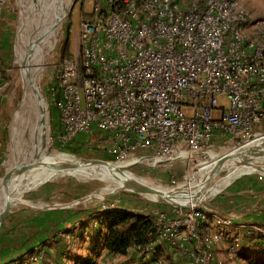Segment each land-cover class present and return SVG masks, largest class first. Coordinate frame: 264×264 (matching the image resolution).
Masks as SVG:
<instances>
[{
  "label": "built area",
  "instance_id": "1",
  "mask_svg": "<svg viewBox=\"0 0 264 264\" xmlns=\"http://www.w3.org/2000/svg\"><path fill=\"white\" fill-rule=\"evenodd\" d=\"M83 15L73 50L42 93L59 124L55 147L79 144L113 161L178 171L251 143L264 123V14L237 0H95ZM200 198L135 212L151 222L147 242L109 256L126 264H238L232 230L264 241V223L238 224ZM45 254L35 248L24 259L37 263Z\"/></svg>",
  "mask_w": 264,
  "mask_h": 264
},
{
  "label": "rangeland",
  "instance_id": "2",
  "mask_svg": "<svg viewBox=\"0 0 264 264\" xmlns=\"http://www.w3.org/2000/svg\"><path fill=\"white\" fill-rule=\"evenodd\" d=\"M27 1L28 0H6L5 6L2 7V10L6 9L8 11L7 24L10 30L8 32V41L5 42L7 44V46H5V48L7 49V55L0 58V69L2 70L0 93L5 95L2 99L3 102H0V125H4L5 131H3L2 127L3 133L1 137H4L5 146L3 147H5V149H8L6 160L8 161L9 167L11 166V169H13V166H15L18 162H21L20 164H22L24 162V159L26 158V160L34 158V153L37 150L36 148L32 149V145H34L33 137L35 136V130H37L38 128L37 122L40 115L39 107L36 103L32 88L29 85L27 73L26 80L23 79L21 68L17 61L18 53L16 50L19 32L21 34L20 38H22L25 42L28 41L31 34L30 28H28V31H26L25 33L22 32L21 28V23L23 22V19L25 17L26 10L31 11L32 9V6L30 4H27ZM237 1L244 8L249 9L255 14H264V0ZM67 4L68 8L64 17V22L61 26L55 44L51 46V41L54 40V37L43 44V67L40 70H37L35 66L32 67V78L38 90H41V92L44 94V97L47 96V88L50 80L58 71V64L62 61L59 53V48L62 41L66 39L69 40L68 46L70 53L73 50L75 37L79 30L80 16L83 15V13L93 12L95 0H67ZM83 16L86 17L85 15ZM33 64L35 65L36 63L34 62ZM219 103L222 107H227L226 99L221 98ZM45 106L47 107H45L47 109V123L44 132L45 137L48 140V147L44 150H40L39 152V158L42 160L56 161V159L59 157H65L60 161L72 162L76 160L91 158L109 161L120 167L124 173H129L135 176L136 180L143 182L144 184L152 188L162 191L168 190L170 188L180 187L186 189L188 187L196 185L197 180L201 176H203V170L205 166L203 164H200L194 168L186 169V167H184L182 170L173 171L162 168L156 164L143 162L134 163L130 161H112L104 157L103 155L101 156V154H91L92 151L87 150L86 147L76 148V151L71 152L64 150V147L57 148L53 145L54 143L52 144V141L53 130L56 129L59 125L58 120L53 114L52 110L49 109L47 101ZM257 137L259 139L255 143L251 142V144L249 143L250 145L247 144L249 145L247 147V150L250 153V157L247 159H250L255 164L264 166V158L260 157L261 154L251 150L262 149L264 151V123L260 124L257 127L255 137H252L251 140ZM215 153H219V150H215ZM140 156L141 154L137 153L133 155L132 158L138 159ZM220 156H223V153H221ZM216 158L218 157H214L211 162H213ZM11 169H9L6 173H8ZM231 170V167H221L217 171V173L209 181L208 187L205 186V188L207 187V194L202 195V191L199 194V197H205L202 202L216 209L217 211L220 210L219 212H227L228 215H230V213L232 214L237 209L239 211H243V208L246 207L248 199L249 201H251L250 208L248 209L249 214L246 213L248 210L247 208H245V215L241 216V214H239V217L244 218L245 216L251 215L252 218V215L254 216L255 214L256 216H263L262 211H264V175L259 171L246 172L244 168H239L230 175L232 180L229 182H225L224 180L228 176V174H230ZM46 171L47 170L41 167L31 169L19 182L16 183L15 187H17L18 189H24L23 187H27L29 183H37V181L39 182L40 180L42 181L44 174H46ZM18 172L19 168L15 170V172H13V175L10 176L8 182H11L14 178V175ZM190 172L193 173V176L190 175ZM53 179H56L54 184L58 185L57 191H54L53 193L58 192L60 194V197H58L57 199L61 200L62 207H76L79 208L80 211L86 212L83 216H81V218H79L78 222H88L87 227L90 226V228L87 229V233L83 234L84 236H82L77 230L71 231L68 229H61L56 231L53 236L47 237V241H45L44 245H36L33 248L30 247L31 245L27 246L24 254L31 252L35 248L44 250L46 254L44 257L39 259L37 263L31 262L28 257L22 260V264H25L26 262L29 264H56V262H59L60 264H77L72 261L73 253L74 258L80 257L78 255H83L82 258L90 256L88 255V253L90 251V248H92V238L99 235L98 241L99 244L102 245L103 239L106 235L107 228L105 227L106 229L102 230V228L97 226V224H95V222L92 220V217H94V215H91V212L95 211V209L99 212L104 211L103 205L105 207L108 205H114L117 207V209L137 212L146 208H150V206L152 205L155 206L157 204H162L156 202V199L150 195L139 194L134 191L125 190L123 188L120 189L117 181L111 178L102 177V175L99 173H92L89 171H75L55 176ZM217 184H219L220 190H218L217 192L209 191L211 187H217ZM27 197L23 195L19 196L18 194H16L14 198L19 199L13 202L10 208L15 204H25V201H27L29 198ZM235 218V220H239L238 217ZM253 221L254 222L244 223L247 225H252L256 222L259 223L257 220ZM260 223L264 222L260 221ZM1 226L0 263H3L10 256H12L13 253H16V249L12 252H3V250H6L8 246L13 245L10 243L11 238L8 234L9 231H4ZM240 229H242L243 233L247 231L245 230V228ZM15 230L18 229L15 228ZM48 232L50 231L46 230L44 232V237ZM91 232L94 235H92ZM59 234L61 236H59ZM64 234L70 235V237L72 238V241L70 243H68L63 237ZM2 240H4L5 242H2ZM49 241L52 242L53 245L46 247V245H48L47 242ZM261 242L264 244V241L261 240ZM239 245L241 247V241ZM242 245L243 249L247 247L243 243ZM219 248L223 249L222 243L219 245ZM20 249L21 248H19L18 250ZM3 254H7V256H4ZM95 254L93 256H95ZM131 256H133V254H131ZM250 257L254 262H264V255L253 254ZM92 258L94 259L96 264L127 263L125 261V258L110 257L106 251L102 252L100 250L98 251L97 255ZM15 264L20 263L16 262ZM238 264H241V262Z\"/></svg>",
  "mask_w": 264,
  "mask_h": 264
},
{
  "label": "crops",
  "instance_id": "3",
  "mask_svg": "<svg viewBox=\"0 0 264 264\" xmlns=\"http://www.w3.org/2000/svg\"><path fill=\"white\" fill-rule=\"evenodd\" d=\"M4 6L5 4L0 7V58L7 55L6 54L7 49L5 48L7 44L5 42L8 41V38H9L8 32L10 30L7 24L8 11L6 9L2 10V7ZM11 33H12V30H11ZM4 96L5 95L0 93V102H3L2 99L4 98ZM2 127H3V131H5L3 124L0 125V191L1 189L4 190V187H5L3 183L4 175L9 169H11L10 168L11 166L9 167L8 161L6 160L8 149H5V147H3L5 146L4 145L5 143H4V137H1L3 133ZM26 159H24V161H26ZM20 163L21 162H18L13 167L15 168ZM55 180L56 179H52L48 183L43 184L31 191L26 192L25 194H23V196L25 197L28 196L29 198L27 197L28 200L25 201V204L23 205L15 204L8 211L1 227L4 231H9L8 234L11 238L10 243L13 246H8L5 252L7 251L12 252L16 249V253H13L12 256H10L7 260H5L6 264L8 263L15 264L16 261L21 262L25 257L24 253H25L27 246L31 245L30 247L33 248L36 245H44L45 241H47V237L53 236L54 233L58 230H61V229H68L71 231L77 230L82 236H84L83 235L84 233L88 232L87 229L90 228V226L87 227V225H85L84 223L78 222L79 218H81V216H83L86 212L80 211V209L76 207L75 208H72V207L63 208L62 207L61 200L57 199L58 197H60V194L58 192L53 193L54 191H57V188H58V185L54 184ZM32 184H34V182L29 183L27 187L31 186ZM27 187L24 186L23 188L26 189ZM49 205H52V206H49ZM250 205H251V201L247 199L246 207L243 208V211H239L237 209L232 214L230 213V215L232 216L234 220L236 219L235 217L239 218V220H235L236 223L245 224L244 222H254L253 220H257L258 222L260 221L264 222V211H262L263 216L262 215L256 216V214L254 213L255 215L254 216L252 215V218H251V215L245 216L244 218L239 217L240 216L239 214H241V216L245 215L244 213L245 208H247L248 210L250 208ZM221 206H226V205H221ZM221 213L228 214L227 212H222V211ZM246 213L249 214V210ZM15 228H17L18 230H15ZM46 230L50 232L46 233L44 237V232ZM102 230H105L104 227L102 228ZM91 234L94 235L92 232ZM245 235L246 234L243 233L242 229L232 230V237L237 239L239 243L241 241V247L239 249L242 255V258H243L241 264H251L250 262L254 263V261H252L249 254L264 255V246H263V249H259L255 245L256 241H251L247 243L246 242L247 238ZM257 236L258 235L254 234V237H257ZM1 237H2V233H1ZM97 239H98V236H95L94 238H92L93 240L92 241L93 244L91 245L92 248H90V251L88 253V255L92 257H95L93 255L95 253L97 254V251H98V250H94L93 252V248H94L93 245L97 242ZM255 240H257V238ZM2 242H5V241L2 240ZM242 243L245 244L247 247L243 249ZM19 248L21 249L18 250ZM100 251L103 252L104 250H100ZM7 254H4V256H7ZM73 254H72V261L74 260ZM217 254L220 259L222 260L224 259L223 249L219 248ZM78 256L82 258L83 255H78ZM0 264H3V263H0ZM262 264H264V262H262Z\"/></svg>",
  "mask_w": 264,
  "mask_h": 264
},
{
  "label": "bare ground",
  "instance_id": "4",
  "mask_svg": "<svg viewBox=\"0 0 264 264\" xmlns=\"http://www.w3.org/2000/svg\"><path fill=\"white\" fill-rule=\"evenodd\" d=\"M71 1V0H70ZM27 4H30L32 7L31 11L26 10L25 17L23 19V22L21 23L22 32L25 33L28 31V28L31 29V34L28 39V41H24L22 38H20L21 34L19 32L18 34V40L16 44V50H17V61L20 65L21 72L23 79L26 80V73L32 74V67H36L37 70H40L43 67V44L51 40L52 37H54V40L51 41V46H53L58 38V34L60 32L61 26L64 22V17L66 15V11L68 8L67 0H28ZM36 63L35 65L33 63ZM33 75V74H32ZM35 93L39 94L38 89L35 88ZM44 103V102H43ZM45 106V103H44ZM46 107V106H45ZM47 108V107H46ZM47 110V109H46ZM47 117V114H46ZM46 122L42 123V125L38 126L37 130H35V136L33 137L34 145H32V149H39L44 150L48 147V140L45 137V126ZM259 138L253 139L251 142L255 143ZM251 144V143H250ZM249 144V145H250ZM249 145L243 146L242 148L238 149L237 153L241 155L244 158H249L250 153L247 150V147ZM226 153L223 156L227 154ZM221 156V157H223ZM219 157V158H221ZM264 158V151L261 152V156ZM65 157H59L56 159V161L63 160ZM218 158V159H219ZM215 161L206 164L204 166L203 170V176H201L197 180V184L193 185L191 187L186 188L184 191H186L183 196L188 197L191 196L196 191H202V195L207 194L206 188L208 187V184H205L206 180V174L210 171V169L213 167ZM228 168L231 167L232 170L230 174L225 178V182H229L232 180L230 175L236 171L239 168H244L246 172H253L255 169L249 165L244 164L242 161H239L235 158L228 157L224 160V162L220 165V168ZM38 168V167H37ZM219 168V169H220ZM75 171H89L92 173H99L102 175V177L105 178H111L118 182L119 188H124L128 185L135 186L137 180L135 179V176L129 173L119 174L117 172H108V170L105 168V165H90L82 169H78ZM73 171V172H75ZM122 172V171H121ZM48 174V171H46V174H44L43 178ZM190 175L193 176V173L190 172ZM115 177V178H114ZM41 181V180H40ZM205 185L207 186L205 188ZM220 190L219 184H217V187H211L209 191H218ZM4 193V190L1 189L0 191V198L2 197ZM204 196L201 199V201L204 200ZM112 213V212H109ZM229 230H225V233H228ZM246 255V253H245ZM252 254H249L251 256Z\"/></svg>",
  "mask_w": 264,
  "mask_h": 264
},
{
  "label": "water",
  "instance_id": "5",
  "mask_svg": "<svg viewBox=\"0 0 264 264\" xmlns=\"http://www.w3.org/2000/svg\"><path fill=\"white\" fill-rule=\"evenodd\" d=\"M28 82L29 85L32 88L34 97L36 99V103L39 107V119L37 122V127L38 125L42 124L46 120V114L47 110L44 106L43 99H42V92L41 90L39 91V94L35 93V88L38 89L34 83V80L32 78V75L28 74ZM252 151L261 154L263 151L262 149H251ZM39 149L36 150L34 153V158L30 160L24 161L22 164H19L15 168H13L11 171L6 173L3 177V183L5 185L4 187V193L0 199V226L5 219L10 206L12 205L13 202L17 201L19 198H14L16 194L19 196H22L28 191H31L43 184L48 183L51 181L55 176L62 175V174H67L70 172H73L78 169L85 168L90 165H105V168L108 170V172H117L119 174H124L125 173L122 171V169L112 162L109 161H103L99 159H81V160H76L72 162H65V161H47V160H42L39 158ZM228 157L235 158L239 161H242L244 164L249 165L253 167L255 170L254 171H259L264 175V166L263 165H258L253 163L250 159L244 158L239 153L233 152L231 154H227L219 159H217L213 167L210 169V171L206 174V180L205 184L207 185L209 181L212 179V177L217 173V171L220 168V165L224 162L225 159ZM41 167L45 170L48 171V174L42 179V181H39L37 183L32 184L31 186L27 187L26 189H18L15 187L16 183L19 182L24 175L31 169ZM19 168V172L14 175V178L12 179L11 182H8V179L10 176L13 175V172ZM122 171V172H121ZM115 178V177H114ZM205 185V186H206ZM123 189L125 190H130L134 191L139 194H144V195H150L154 197L156 202L162 203L165 206H169L172 208H185L188 207L191 204L197 203L198 202V197L201 191H196L192 194L191 198L183 196V194L186 192L184 191L182 187L180 188H170L168 190L162 191L158 190L155 188H152L143 182H140L137 180L136 182V187L135 186H126Z\"/></svg>",
  "mask_w": 264,
  "mask_h": 264
},
{
  "label": "trees",
  "instance_id": "6",
  "mask_svg": "<svg viewBox=\"0 0 264 264\" xmlns=\"http://www.w3.org/2000/svg\"><path fill=\"white\" fill-rule=\"evenodd\" d=\"M69 40L66 39L62 41L59 53L60 58L63 60L64 58L69 56V46H68ZM82 147L79 144H74L71 146L64 147V150L67 151H76V148ZM94 149V148H92ZM91 154H99L97 151L92 150ZM102 156V155H101ZM106 157V156H104ZM109 160L113 161V158L106 157ZM157 207H165L162 204L155 205ZM96 210V209H95ZM110 211H96L94 222L99 226L100 228L106 229V235L103 239V244H99V235L97 242L93 245L94 250H104L106 251L110 256H125L127 254V251L130 247L133 245L140 246L147 242V235L151 228V222L143 217L141 214L131 212V211H124L122 209L112 211V213H109ZM103 215V216H102ZM85 225L88 224V222L84 223ZM106 227V228H105ZM247 240L246 242L249 243L251 241H256L255 245L259 249H263L264 244L261 242L259 236L254 237V233H250V235H245ZM257 238V240H255ZM97 251V253H98ZM5 252V250H3ZM4 255V254H3ZM97 255V254H96ZM95 255V256H96ZM74 263L77 264H96L94 259L91 256H87L84 258L75 257ZM17 262V261H16ZM22 264L23 262H19ZM251 264H262L257 262H250ZM3 264H6V262H3ZM56 264H60L59 262H56Z\"/></svg>",
  "mask_w": 264,
  "mask_h": 264
}]
</instances>
